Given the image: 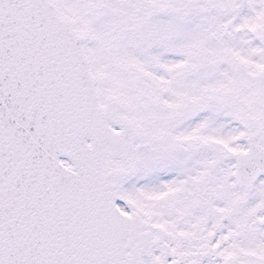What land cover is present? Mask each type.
Returning <instances> with one entry per match:
<instances>
[{
    "label": "snow or ice",
    "instance_id": "snow-or-ice-1",
    "mask_svg": "<svg viewBox=\"0 0 264 264\" xmlns=\"http://www.w3.org/2000/svg\"><path fill=\"white\" fill-rule=\"evenodd\" d=\"M0 264H264V0H0Z\"/></svg>",
    "mask_w": 264,
    "mask_h": 264
}]
</instances>
